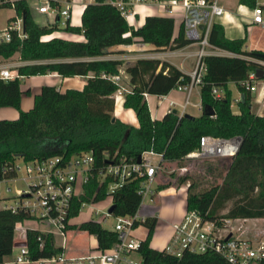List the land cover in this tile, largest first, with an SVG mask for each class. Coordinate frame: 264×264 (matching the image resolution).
Listing matches in <instances>:
<instances>
[{"label":"trees","instance_id":"trees-1","mask_svg":"<svg viewBox=\"0 0 264 264\" xmlns=\"http://www.w3.org/2000/svg\"><path fill=\"white\" fill-rule=\"evenodd\" d=\"M239 2L251 8L256 5V0ZM0 7L15 10L16 15L9 21L21 17L26 34L21 37L17 31H12L9 41H0V62L18 54L23 63L16 69L20 75L28 77L50 72L65 77L95 73L82 89L62 91L55 85H43L29 110L21 109V79L0 77V106L20 110L16 119H0V180L15 176L13 165L18 158L32 160L60 154L69 156L92 150L94 169L108 162L138 161L144 151L152 150L163 155L162 164L163 161L183 160L199 147L204 134L241 135L240 148L221 185L199 191L196 181L189 183L187 210H197L210 219L264 218V114L252 110L251 93L242 85L251 71L260 68L243 55L261 57L264 52L245 50V38H228L223 25L215 21L209 43L237 55L206 54L203 57L206 72L200 84L202 113L199 116H180L179 112L170 111L161 119L152 117L146 94L166 95L189 84L191 76L169 61L138 58L126 66L131 87L124 99V107L136 113L138 126H134L113 113L114 95L119 86L109 76L120 74L123 61L102 58L112 52L105 53L104 49L137 41L152 43L158 50L181 48L193 42L186 35L184 23L177 36H174L175 19L171 16L148 15L144 24L135 28L110 0L87 3L81 27L71 25L69 20L65 26H61L59 21L40 25L35 21L27 0L7 1ZM59 30L83 33L85 40L44 39V36ZM230 82H234L243 94L238 102V113L232 110ZM214 85L224 88L222 97L213 95ZM206 105H211L215 113L204 112ZM187 179L188 176L183 178L184 181ZM113 180L111 176L101 179L94 173L84 184L83 191L75 196L68 217L77 216L84 203L100 202L110 194L116 205V216L134 214L141 203L139 190L145 177L132 175L110 193L109 184ZM231 201L233 205L222 214ZM27 217L24 212L0 209V264H6L4 258L12 253L16 223ZM157 220L156 216H151L142 223L148 231L144 239H139L137 248L141 264H232L216 252L185 250L177 256L152 247L150 241ZM70 229H80L96 236L94 249L98 250L109 249L118 240L116 231L105 228L94 219L69 223L66 231ZM39 235L44 242L42 249ZM28 243L33 260L63 250L62 246L55 244L53 234H42L37 230L28 232Z\"/></svg>","mask_w":264,"mask_h":264},{"label":"built area","instance_id":"built-area-1","mask_svg":"<svg viewBox=\"0 0 264 264\" xmlns=\"http://www.w3.org/2000/svg\"><path fill=\"white\" fill-rule=\"evenodd\" d=\"M7 1L12 0H0V4ZM43 1V3L37 4L36 8L41 13L46 14L47 17L58 18L62 25L65 26L72 13L71 0ZM145 1L110 0L112 4L120 9L127 20H129L130 16H135V11L131 10V6L143 4ZM155 1L160 7L169 12H173L177 6L183 7L186 10L183 20L186 27V35L193 42L199 44L197 63L190 74L191 82L179 86L187 92V98L182 105L180 113V116H183L187 112V106L191 103L190 95L193 88L200 86L206 72V64L203 61V57L206 54L229 56L237 54L219 49L209 43V35L215 19L226 12L218 0ZM63 3H65V6H63ZM252 12L253 22L264 23V0H256V5L252 8ZM201 25H203V28H200ZM12 31H17L21 37L26 36L21 17L10 21L8 26L0 32V41H9ZM243 57L254 61L260 68L264 69V58L247 55H243ZM0 77L3 79H21L22 75L19 74L16 68L12 70L11 66H7L0 69ZM109 77L119 86L114 95L115 102H117L122 99L124 94L130 91V88L122 86L121 74L110 75ZM258 80L256 70H253L242 81V85L250 92L255 91ZM212 93L216 97H222L225 94V90L221 86L214 85ZM235 101L239 102L240 99H235ZM241 142V135L224 137L204 134L200 138L199 147L189 152L185 158H233L237 154ZM151 155L158 156V160L153 161L152 157H150ZM18 159H22L25 163L26 176L24 179L27 181V188L22 190L19 196L13 197L14 204H6L4 208L16 213L24 212L28 217L18 221L15 225L13 243L19 248L20 252L13 259L12 264H23L33 260L30 255L28 232L37 230L42 234H53L55 238L54 231L50 228L51 226L61 230L62 243L58 245L55 239V244L62 246L63 250L57 254L36 259L41 264H141V260H135L131 257L134 250L137 251L139 246V239L135 237L134 229L138 223L142 224L148 217H151L144 214L142 209L146 206L144 203L147 198L149 202H155L153 182L163 160L162 154L152 150L144 151L140 162H108L106 165L98 166L94 169L95 156L92 150L74 153L69 156L60 154L41 159ZM18 159L15 160L13 165L15 176L12 178L17 177L21 171V167L17 164ZM4 171H6V168H4ZM94 173L101 179L107 176L114 177L115 180L109 184L110 193L120 187L128 177L132 175L144 176L145 181H143L139 190L142 196L141 203L134 214L116 216L117 221L113 230L117 232L118 240L112 247L105 250L91 248L79 255L69 254L66 252L68 239L65 235L66 227L71 223V218L68 217V214L75 196L83 191L84 184ZM12 178H4L0 180V183ZM11 191V187L6 188L7 193ZM8 197L5 195L3 197L0 186V198ZM233 220L228 217L210 219L197 210H186L180 220L171 223L172 233L163 249L177 256L182 255L185 250L198 253L211 251L222 255L232 264H264V237L236 235L231 229ZM104 221H106L105 217ZM39 224L45 225V228H41ZM39 240H41L39 246L42 249L44 247L42 235H39ZM16 243L25 244L16 245Z\"/></svg>","mask_w":264,"mask_h":264},{"label":"crops","instance_id":"crops-1","mask_svg":"<svg viewBox=\"0 0 264 264\" xmlns=\"http://www.w3.org/2000/svg\"><path fill=\"white\" fill-rule=\"evenodd\" d=\"M83 2L84 3H82V5H78L74 10L72 9L71 16L68 20L73 26H78V27L82 26V13H83L84 7L87 3L93 2V0H83ZM218 2L220 5L224 7L226 12L223 15L217 17L215 21L223 25L226 36L231 39L245 38L246 42L244 44V49L247 51L259 50V51L264 52V23L253 22L252 8L247 5L241 4L239 0H218ZM131 7H132L131 10L135 11V16L133 17L134 23L130 22L129 20L128 22L131 26H134L135 28L143 25L145 22V18L148 15L171 16L175 19L174 36H177L179 34L181 25L184 23L183 22L184 16L181 17V15L183 14L181 13V9L178 6L175 8L173 12H169L165 10L164 8L160 7L155 0H146L145 3L143 4H139V5L131 6ZM140 7L143 8V10L146 13L144 18H142L141 13L137 11V9ZM13 11L15 12L14 9ZM15 15H16V12L13 14H9L7 19H10L11 17H14ZM176 15L178 16L177 19H176ZM263 17H264V13H263ZM47 18H50V17H47ZM55 21H59V19L57 18L52 22L50 21L48 22L53 23ZM59 22L61 23V21ZM9 23L10 21L8 20L7 25L5 24L4 28L2 29L0 28V32H2L8 26ZM52 37H61V38H65L68 40H75V41L85 40V36L83 35V33H73V32H67L65 30L55 31L52 34H48L44 36V39L47 40ZM194 45L199 46L198 43L192 42L184 47L177 48V49L158 50L156 49L157 47L152 43H144V42L137 41L132 44H121V45L114 46L109 49V51H112V52L106 56H103L102 58L120 59L123 61V64L120 66V74L122 77V81L125 83V85L128 88H130L131 86L129 83V75L126 72V66L130 63H134L138 58H141V57L158 58L161 60L169 61L170 63L174 64L179 69H181L183 72L190 75L197 63V58H198L197 53L199 51V47L198 48L196 47L190 50H187V48L192 47ZM12 58H19V55L15 54ZM19 61L21 60L19 59ZM188 62H190L191 65L187 64ZM13 64L14 62H9L7 61V59H2L0 62V69H2L3 67H7V66L13 67L14 66ZM94 75L95 73L91 71L86 76L75 75V76L65 77V76L58 74L57 72L33 75L29 77L22 76L21 81L24 83L21 84V87L23 90V93L21 95V109L29 110L34 106L35 96L41 92L42 86L45 84L55 85L62 91L66 90L67 88L82 89L84 85L86 84L87 79ZM26 78L28 80H26ZM230 83L235 84L234 82H230ZM235 86L237 87L239 91V95L235 99L241 100L243 97V94L239 90L236 84ZM198 88L199 89L197 91L198 93L197 100L194 103H192V105L194 107H198L202 112L200 86H198ZM28 90H30V92H28ZM250 93L252 96V102H251L252 110H253V103L258 104L256 113L264 114L263 112V109H264L263 78H260L257 81V89L255 91H251ZM125 95L126 94H124V96L122 97L123 99L115 103V109L113 113L116 117L120 118L122 121L128 124L134 125V126H138V119L136 117V113L134 112V110L124 107ZM185 97L187 98V92L181 87H177L171 90L166 95H155V94L146 95V99H147V102H148V105L151 111V115L154 119H161L167 112H169L170 109H172V111L176 109L177 112H179L178 108L185 103L184 102ZM186 113H190L194 116H199L201 114V113L194 114L192 112H186ZM19 114H20V110L17 108L12 109L11 106L10 107L0 106V119H16L18 118ZM186 197H187V193H186ZM186 210H187V204H186V198H185V202L183 206L181 207L178 204L174 209V212H175L173 215L174 221L180 220ZM142 212L148 216H156L157 218H159V208L156 205L148 204L142 209ZM170 229L172 231L171 225H170ZM136 237L138 239H144L138 236ZM96 246H97V238L96 236H94V239H92V242L89 244V247L82 250L81 253H77V252L70 253L68 252V247L66 249V252L69 254H73V255H79V254L87 252L91 248L94 249ZM13 247H15L14 243H13ZM4 259H5L6 264H12L11 262L13 260H7L6 257Z\"/></svg>","mask_w":264,"mask_h":264},{"label":"rangeland","instance_id":"rangeland-1","mask_svg":"<svg viewBox=\"0 0 264 264\" xmlns=\"http://www.w3.org/2000/svg\"><path fill=\"white\" fill-rule=\"evenodd\" d=\"M30 7V11L35 19V21L40 25H46L55 20L53 16L47 18L46 14L41 13L37 8V4H41L43 0H27ZM83 0H71V7L74 10L78 5H82ZM65 6V3H63ZM181 9V17L185 16L186 10L183 7L178 6ZM132 8V7H131ZM15 13L12 8H2L0 7V28H4L5 24L7 25V19L9 14ZM142 18L146 15L145 11L141 10ZM178 16L176 15V19ZM62 25V23H61ZM198 48L199 46L194 45L187 48V50ZM7 61L14 62L12 70L16 66L22 64L19 61V58H8ZM187 64L191 65L190 62ZM26 80H28L26 78ZM24 83V82H22ZM122 86L127 88L125 83L122 81ZM230 88L232 89V110L233 112H239L240 108L238 103L235 101V98L239 95V91L235 84L230 83ZM198 86H195L193 92L190 96L191 104L187 107V112H192L194 114L202 113L198 107H194L192 103L197 100V91ZM128 93V92H127ZM186 97L184 99V102ZM256 103V102H255ZM3 107V106H1ZM10 107V106H4ZM258 104L253 103V110L256 112ZM12 109H15L12 107ZM179 112L182 111V106L178 108ZM264 112V109H263ZM153 161L158 160V156H150ZM233 158H221V157H202L178 161H163L161 167L158 170L155 181L153 182L155 202H149L147 198L144 205H156L159 208V218L157 220L156 228L154 230L153 236L151 238L150 244L154 248H164L169 241V236L172 233L170 229L171 222L174 221V209L179 204L183 206L186 198V189L191 181H196L198 183V190L204 191L215 185H221L225 175L232 164ZM17 164L21 167V171L18 173L17 177L12 179H7L2 181L0 186L2 188V195L9 196L8 198H0V209L4 208L5 205L14 204L13 197H17L21 194V191L27 188V181L24 179L26 176L25 172V163L22 159L17 160ZM185 176H188L187 180H183ZM165 186V187H160ZM11 187L12 191L7 193L6 188ZM186 188V189H185ZM112 204L111 196H107L104 200L97 203H84L80 209V212L77 216L72 217L71 223H80L85 220L94 219L100 221L105 228L113 229L115 227L117 217L116 215L109 214L108 208ZM233 205V201L229 202L227 208L221 213H226L228 208ZM104 217L106 221H104ZM41 228H45V225L39 224ZM55 234V239L60 245L62 243V234L61 230L55 228L54 226L50 227ZM231 229L236 235H241L243 237H264V218H238L234 219L231 224ZM136 230V232H135ZM147 227L143 224H140L134 229L135 237L145 238L147 235ZM66 238L68 239L67 247L68 252H77L81 253L82 250L89 247V244L94 239V235H91L80 229H70L65 232ZM15 236V232H14ZM137 238V237H136ZM20 250L17 246L12 248V253L6 255L7 260H13ZM131 257L135 260H141V255L138 251L132 253ZM23 264H41L36 260H31Z\"/></svg>","mask_w":264,"mask_h":264},{"label":"water","instance_id":"water-1","mask_svg":"<svg viewBox=\"0 0 264 264\" xmlns=\"http://www.w3.org/2000/svg\"><path fill=\"white\" fill-rule=\"evenodd\" d=\"M200 28H203V25L200 26ZM109 51L108 48H105L104 49V52L107 53ZM261 57L264 58V53L261 54ZM256 75L257 77L260 79V78H263L264 77V69L262 68H258L256 69ZM174 112H177L176 109L173 110ZM204 112H206L207 114H214L215 113V110L213 109V107L211 105H206L204 107ZM185 116H188V117H193L194 115L190 114V113H185ZM138 161L140 162L141 161V155L139 156L138 158ZM115 208H116V205L115 204H112L109 209H108V212L109 214H113L115 212ZM24 245L25 243H16V245Z\"/></svg>","mask_w":264,"mask_h":264},{"label":"bare ground","instance_id":"bare-ground-1","mask_svg":"<svg viewBox=\"0 0 264 264\" xmlns=\"http://www.w3.org/2000/svg\"><path fill=\"white\" fill-rule=\"evenodd\" d=\"M142 9H143V8L140 7V8L137 9V11L141 12ZM129 21L132 22V23H134V19H133L132 16L129 17ZM122 99H123V98H122ZM119 104H120V103H119Z\"/></svg>","mask_w":264,"mask_h":264}]
</instances>
